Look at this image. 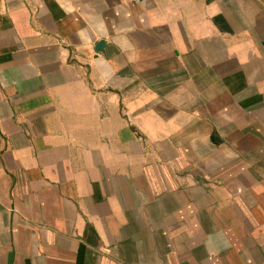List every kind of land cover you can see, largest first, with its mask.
<instances>
[{
    "label": "crops",
    "instance_id": "crops-1",
    "mask_svg": "<svg viewBox=\"0 0 264 264\" xmlns=\"http://www.w3.org/2000/svg\"><path fill=\"white\" fill-rule=\"evenodd\" d=\"M0 264H264V0H0Z\"/></svg>",
    "mask_w": 264,
    "mask_h": 264
},
{
    "label": "water",
    "instance_id": "water-1",
    "mask_svg": "<svg viewBox=\"0 0 264 264\" xmlns=\"http://www.w3.org/2000/svg\"><path fill=\"white\" fill-rule=\"evenodd\" d=\"M105 46L104 42H99L96 47H95V51L99 52L103 49V47Z\"/></svg>",
    "mask_w": 264,
    "mask_h": 264
}]
</instances>
